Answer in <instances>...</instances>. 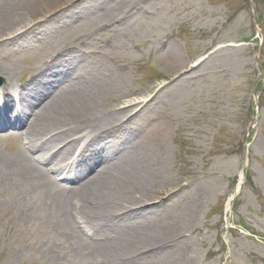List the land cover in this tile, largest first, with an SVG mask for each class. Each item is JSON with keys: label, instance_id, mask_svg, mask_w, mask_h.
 Returning a JSON list of instances; mask_svg holds the SVG:
<instances>
[{"label": "rangeland", "instance_id": "obj_1", "mask_svg": "<svg viewBox=\"0 0 264 264\" xmlns=\"http://www.w3.org/2000/svg\"><path fill=\"white\" fill-rule=\"evenodd\" d=\"M113 2L70 0L76 17L37 42L47 48L85 34L75 44L91 57L92 82L106 88L101 109L139 101L121 117L140 130L132 141L145 151L119 139L148 170L142 185L164 195L145 204L136 235L177 240L135 264H264V0H256L254 18L248 0ZM110 5L116 10L103 16ZM27 48L8 62L27 67ZM7 195L0 196V264L95 263L71 248L40 197L29 194L25 207Z\"/></svg>", "mask_w": 264, "mask_h": 264}, {"label": "bare ground", "instance_id": "obj_2", "mask_svg": "<svg viewBox=\"0 0 264 264\" xmlns=\"http://www.w3.org/2000/svg\"><path fill=\"white\" fill-rule=\"evenodd\" d=\"M69 2L0 0V77L5 81L0 90V196L8 194L10 204L25 207L29 194L40 197L38 205L56 214L71 248L95 259L92 264L140 263L177 239L165 233L162 238L136 235V224L150 210L145 204L164 195L142 185L149 172L119 139L145 151L132 141L140 130L127 128L128 117H121L139 101L113 111L101 109L106 88L92 82L91 57L75 44L79 38L83 43L85 34L58 39L47 48L37 42L76 17ZM115 10L110 5L103 16ZM43 15L49 19L41 20ZM75 28L86 31L80 25ZM26 44L28 66L9 63L10 54L20 47L29 49ZM176 57L174 53L168 60ZM98 163L102 165L93 169ZM230 203L229 198L226 210Z\"/></svg>", "mask_w": 264, "mask_h": 264}, {"label": "trees", "instance_id": "obj_3", "mask_svg": "<svg viewBox=\"0 0 264 264\" xmlns=\"http://www.w3.org/2000/svg\"><path fill=\"white\" fill-rule=\"evenodd\" d=\"M256 3V0H253Z\"/></svg>", "mask_w": 264, "mask_h": 264}]
</instances>
